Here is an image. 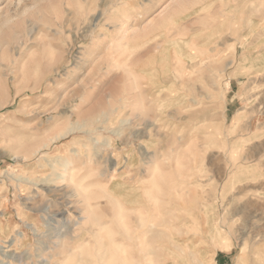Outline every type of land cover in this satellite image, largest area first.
Masks as SVG:
<instances>
[{
	"label": "rangeland",
	"instance_id": "obj_1",
	"mask_svg": "<svg viewBox=\"0 0 264 264\" xmlns=\"http://www.w3.org/2000/svg\"><path fill=\"white\" fill-rule=\"evenodd\" d=\"M4 255L264 264V0H0Z\"/></svg>",
	"mask_w": 264,
	"mask_h": 264
},
{
	"label": "bare ground",
	"instance_id": "obj_2",
	"mask_svg": "<svg viewBox=\"0 0 264 264\" xmlns=\"http://www.w3.org/2000/svg\"><path fill=\"white\" fill-rule=\"evenodd\" d=\"M228 65V64H227ZM157 117V116H156ZM152 118V117H151ZM201 120V119H200ZM154 121V120H153ZM152 123V122H151ZM153 124V123H152ZM202 124V123H201ZM204 124V123H203ZM202 124V125H203ZM152 127V126H151ZM197 127V126H196ZM78 127H76V125H72L70 128H67L68 129V131L64 134L63 133V135H61V136H65V135H67L69 132H72V131H76V130H78L77 129ZM145 128L147 129V127L145 126ZM140 132V131H139ZM141 133V132H140ZM143 133V132H142ZM147 133V132H146ZM145 133V134H146ZM253 134V133H252ZM251 135V134H250ZM137 136H138V134H137ZM140 136V135H139ZM55 138V137H54ZM57 138V137H56ZM60 138H63V137H60ZM141 138V137H140ZM180 142V141H179ZM140 144V143H139ZM181 144V143H180ZM235 144V143H234ZM143 145V144H142ZM238 147V146H237ZM231 148V147H230ZM234 148V147H233ZM235 149V148H234ZM38 150V149H37ZM140 150V149H139ZM142 150V149H141ZM235 152V150H233V149H231V152ZM143 152V151H142ZM145 154V153H144ZM233 154V153H232ZM142 155V154H141ZM150 155V154H149ZM253 157V156H252ZM104 158V157H103ZM148 158V157H147ZM149 159V158H148ZM109 161V160H108ZM110 162H111V159H110ZM148 162V161H147ZM241 162V161H240ZM71 160L70 159H66V160H62V162L60 163V166L62 167V174H67L68 173V171L70 170V166H71ZM235 166V165H234ZM249 166V165H248ZM57 168V167H56ZM244 169H247V167H245V166H241V165H239V167H237V170L239 171V173H242V175H244V177L243 178H241L240 179V181L241 180H244V179H248V176L247 175H245V174H247L246 172L247 171H245ZM242 170H244V171H242ZM256 176H254L253 178H255ZM80 185V184H79ZM80 190V192H82L81 191V189H79ZM243 191V190H242ZM87 195V194H86ZM86 198V197H85ZM86 199H88V198H86ZM239 213H241V210H238V209H235L234 210V216L235 215H238ZM233 217V216H232ZM31 229L33 230V231H35V229H34V227H31ZM182 229V228H181ZM184 232V231H183ZM216 232V235L219 233L217 230L215 231ZM161 233V232H160ZM17 234V236H21L23 233H19V232H17L16 233ZM21 234V235H20ZM152 235V234H151ZM212 236H213V234H211ZM155 238V237H154ZM213 238H215V237H213ZM182 241V240H181ZM112 242V241H111ZM221 244V243H220ZM220 246V245H219ZM222 246H225L224 245V243L222 242V245L220 246V247H222ZM253 246V245H252ZM1 247H3V246H1ZM7 247V246H6ZM146 247V246H145ZM111 248H114V247H111ZM224 248V247H223ZM3 249H5V248H3ZM147 249V248H146ZM149 249V248H148ZM117 250V249H116ZM115 250V251H116ZM150 251H151V249H149ZM5 251V250H4ZM113 251V250H112ZM118 251V250H117ZM153 252H155L154 250H153ZM4 253V252H3ZM156 253V252H155ZM155 253H154V255H155ZM5 254V253H4ZM41 255V254H40ZM20 256V255H19ZM28 256V255H27ZM4 259H6L4 262H3V264H12V262H15V261H17V259H16V257H14V256H5L4 255ZM42 257V256H41ZM21 258V257H20ZM124 259V258H123ZM194 259V258H193ZM43 260V259H42ZM125 260V259H124ZM39 261V260H38ZM195 261H197L196 259H195ZM135 263V262H134Z\"/></svg>",
	"mask_w": 264,
	"mask_h": 264
}]
</instances>
